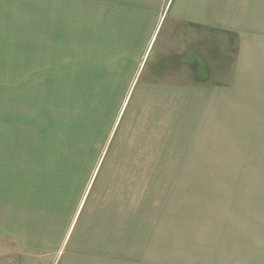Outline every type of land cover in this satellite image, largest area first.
Returning <instances> with one entry per match:
<instances>
[{
	"label": "rangeland",
	"instance_id": "rangeland-1",
	"mask_svg": "<svg viewBox=\"0 0 264 264\" xmlns=\"http://www.w3.org/2000/svg\"><path fill=\"white\" fill-rule=\"evenodd\" d=\"M66 2L0 0V264H264V20L210 82L124 116L131 84L79 76L90 28Z\"/></svg>",
	"mask_w": 264,
	"mask_h": 264
},
{
	"label": "crops",
	"instance_id": "crops-1",
	"mask_svg": "<svg viewBox=\"0 0 264 264\" xmlns=\"http://www.w3.org/2000/svg\"><path fill=\"white\" fill-rule=\"evenodd\" d=\"M33 2L36 7L44 3ZM66 6L68 14L82 15L85 28H90L88 43L81 46L75 43L70 49L90 55L83 56L79 76L85 79L83 83L101 85L106 91L119 83L131 84L128 90L122 87L121 95L113 96L124 99L121 109L124 116L140 94L160 95L154 91L162 89L163 97L188 89L181 84L210 82L214 72L222 73L228 62L220 45L226 54L233 52L234 46L228 50L226 41L250 36L252 22L256 24V19L251 20L257 14V27L260 19L264 20V0H67ZM35 11V21L40 23L42 15L49 26L51 10L46 13L35 8ZM239 51L242 53L241 47ZM74 218L75 214L66 217L56 240L45 249L46 256H56L54 253L67 242ZM35 234L32 231L26 234L34 247ZM39 244L42 245L41 241ZM24 250L20 248L21 252Z\"/></svg>",
	"mask_w": 264,
	"mask_h": 264
},
{
	"label": "trees",
	"instance_id": "trees-1",
	"mask_svg": "<svg viewBox=\"0 0 264 264\" xmlns=\"http://www.w3.org/2000/svg\"><path fill=\"white\" fill-rule=\"evenodd\" d=\"M19 2H21V0H18Z\"/></svg>",
	"mask_w": 264,
	"mask_h": 264
}]
</instances>
